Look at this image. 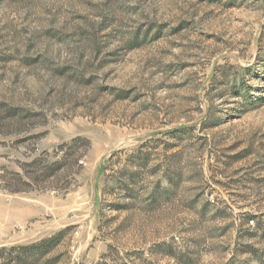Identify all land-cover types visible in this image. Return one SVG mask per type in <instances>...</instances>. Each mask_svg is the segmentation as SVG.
I'll return each instance as SVG.
<instances>
[{
  "label": "rangeland",
  "instance_id": "rangeland-1",
  "mask_svg": "<svg viewBox=\"0 0 264 264\" xmlns=\"http://www.w3.org/2000/svg\"><path fill=\"white\" fill-rule=\"evenodd\" d=\"M44 242L264 264V0H0V264Z\"/></svg>",
  "mask_w": 264,
  "mask_h": 264
},
{
  "label": "trees",
  "instance_id": "trees-1",
  "mask_svg": "<svg viewBox=\"0 0 264 264\" xmlns=\"http://www.w3.org/2000/svg\"><path fill=\"white\" fill-rule=\"evenodd\" d=\"M51 242V241H50ZM51 244L49 242H44L41 244L28 246V247H20L13 248L10 251H19L21 252L17 259H13V264H47L44 262V256L48 253L47 246ZM7 250L2 249L0 253H5Z\"/></svg>",
  "mask_w": 264,
  "mask_h": 264
}]
</instances>
